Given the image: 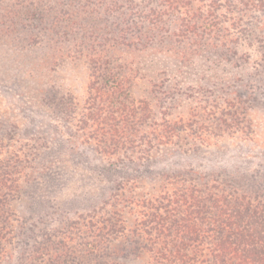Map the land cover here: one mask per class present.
I'll return each mask as SVG.
<instances>
[{
  "label": "rangeland",
  "instance_id": "374dc122",
  "mask_svg": "<svg viewBox=\"0 0 264 264\" xmlns=\"http://www.w3.org/2000/svg\"><path fill=\"white\" fill-rule=\"evenodd\" d=\"M227 1L219 14L224 18ZM233 6L241 30L230 28L226 19L221 25L235 34V44L201 46L181 62L169 49L190 51V39L153 46L136 56L131 88L132 97L148 102L156 117L186 118L201 106L214 113L210 125L219 126L216 119L224 117L232 128L205 143L178 141L156 149L142 161L126 153L103 157L77 130L90 65L72 53L92 31L105 27L114 35L132 24L140 28L136 33L149 32L143 18L158 9V0H0V161L12 164L15 155L21 160L19 193L8 205L16 233L23 225H37V235L48 233L59 242L75 214L86 213L123 182L129 183V196L140 198L159 189L161 176L186 170L264 179L261 14ZM178 17L168 13L160 34L176 33ZM126 220L131 226L134 216ZM16 233L8 248L19 256L25 239ZM123 256V264H150L148 256Z\"/></svg>",
  "mask_w": 264,
  "mask_h": 264
},
{
  "label": "trees",
  "instance_id": "16d2710c",
  "mask_svg": "<svg viewBox=\"0 0 264 264\" xmlns=\"http://www.w3.org/2000/svg\"><path fill=\"white\" fill-rule=\"evenodd\" d=\"M234 2L245 12L261 14L257 29L264 40V0H228L226 18L219 15L223 0L208 4L158 0V9L143 18L149 32L136 33L140 28L132 24L114 35L105 27L75 45L72 54L90 65L87 97L76 127L86 142L94 143L97 153L107 158L126 153L146 161L144 157L156 149L178 141L205 143L215 132L232 128L224 117L216 119L219 126L210 125L214 113L201 106L186 118L167 113L156 117L148 102L132 97L131 88L136 56L153 46L167 48L190 39V51L169 49L181 62L201 46L235 44V34L221 25L226 19L230 28L241 30ZM168 13L179 15L172 36L160 34ZM13 158L12 164L0 161V264H123V255L148 256L150 264H264V179L186 170L161 176L159 189L140 198L129 196V183L123 182L86 213L75 214L65 237L54 242L51 234L37 235V225H23L16 233L11 223L8 205L19 193L17 174L22 172L19 156ZM128 214L134 216L131 226ZM14 233L25 239L19 256L8 248Z\"/></svg>",
  "mask_w": 264,
  "mask_h": 264
}]
</instances>
